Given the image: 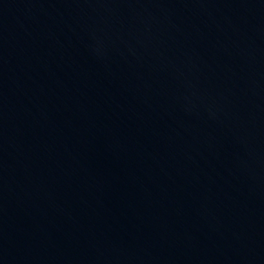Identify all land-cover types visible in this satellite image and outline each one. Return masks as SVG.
Masks as SVG:
<instances>
[{
	"label": "water",
	"instance_id": "1",
	"mask_svg": "<svg viewBox=\"0 0 264 264\" xmlns=\"http://www.w3.org/2000/svg\"><path fill=\"white\" fill-rule=\"evenodd\" d=\"M0 264H264V0H0Z\"/></svg>",
	"mask_w": 264,
	"mask_h": 264
}]
</instances>
